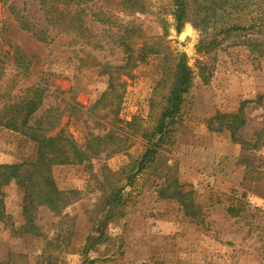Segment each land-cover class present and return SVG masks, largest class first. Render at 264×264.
<instances>
[{"label":"rangeland","instance_id":"1","mask_svg":"<svg viewBox=\"0 0 264 264\" xmlns=\"http://www.w3.org/2000/svg\"><path fill=\"white\" fill-rule=\"evenodd\" d=\"M246 3L249 28L208 45L213 32L191 22L177 31L172 0H0V108L19 100L21 124L39 90L28 125L95 150L44 159L57 210L0 177V264H264V146L208 127L264 94V0ZM183 57L190 88L142 161ZM263 125L250 103L242 139ZM38 146L0 124V164L33 161ZM174 178L185 193L160 196Z\"/></svg>","mask_w":264,"mask_h":264},{"label":"trees","instance_id":"2","mask_svg":"<svg viewBox=\"0 0 264 264\" xmlns=\"http://www.w3.org/2000/svg\"><path fill=\"white\" fill-rule=\"evenodd\" d=\"M246 1L247 0H172V14L176 20L177 31L180 32L186 22H191L196 28L206 31V33L213 32V36L208 42V45H212V43L219 45L221 40L218 34H231L233 31L249 28L247 25L241 24L237 20L246 15V5H248ZM247 12H249V10H247ZM233 14L236 16V22L230 23L229 21L232 20ZM226 17L230 18L227 19ZM263 23L264 21L262 24ZM253 40L254 39L248 40V42L253 45ZM262 43H264V40ZM191 73V69L187 65L185 57L181 58L176 67L166 105L163 110H161L159 122L155 131L151 133L142 161L148 156H152L158 152L159 142L163 139V135L168 132L169 124L174 121L175 116L182 108L184 94L189 90L192 82ZM109 82L111 84V78H109ZM37 92L38 98L41 101H29L30 108L22 115L21 124H19V120L17 119L18 116L16 115L19 112V100H16L10 105L11 108H14L13 106L16 108L11 110L12 114L10 116H6L9 107L7 104L0 108V124L14 130H22L28 137L38 142L39 145L37 157L33 161L0 164V177H2L1 181L3 184H8L15 180L18 182L21 181L20 183L25 187L26 199L29 205L47 204L52 209L57 210L61 206L64 194L57 188L52 179L50 165L44 168V175H42L40 168L45 164L44 159L51 156V160H55L57 163L83 162L89 157V153L91 151L95 152V150L91 145H88L86 150L79 148L72 139H68L69 135H65L62 131L56 135H48L47 130L44 128L41 129L39 125H28L30 116L39 109L40 104L43 102L41 91L39 92L38 90ZM105 94L106 92L103 93L102 97ZM101 98L97 102H100ZM252 102L254 106H264V94H260L255 100L247 99L242 101L236 111L229 113L218 112L209 121V129L215 131L228 129L231 132L233 141L246 145L248 148L255 149L264 146V125L255 132L256 137L253 140H244L241 137L243 128L248 122L249 104ZM158 135H160V137L155 141L154 138ZM97 138L100 137L97 136ZM172 187V194H169L172 197L179 199L185 193L184 187L179 182L178 178H174L160 190V196L163 197V195H165L164 193ZM3 204L1 200L0 207H3Z\"/></svg>","mask_w":264,"mask_h":264}]
</instances>
